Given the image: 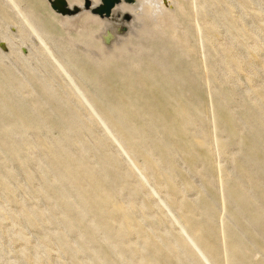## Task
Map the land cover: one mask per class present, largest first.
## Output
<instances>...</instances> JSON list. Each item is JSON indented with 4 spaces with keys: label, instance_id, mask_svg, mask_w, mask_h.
<instances>
[{
    "label": "rangeland",
    "instance_id": "obj_1",
    "mask_svg": "<svg viewBox=\"0 0 264 264\" xmlns=\"http://www.w3.org/2000/svg\"><path fill=\"white\" fill-rule=\"evenodd\" d=\"M174 2H175V4L173 5V9H170V8L165 9L160 14V16L155 15L156 12H154V11L145 9L143 11V13L141 14L140 18L138 17L135 20L136 21L135 23H137V24L134 25V29H135L134 35L129 34L128 37L126 36L125 38H123L122 41H120L121 45L119 47H115V49L113 48L111 50H108L106 48V46L102 44L101 39L98 36L97 24H92L90 22H89V24H87L88 21H86V15H87L86 12L82 13L80 15V17H79L80 19L77 18L76 23L78 25H76V23L74 21L73 27H72V25H70L68 27V26L62 25V21L60 19H57V18L50 16L48 11H46L42 7H40V10L38 11L37 24L40 28V32H43L42 34L44 35L46 42L45 43L34 42L35 40H33L31 38V36L25 35V37H23V40L21 41V43H19V46H21V44H24L25 47H26V45H28V46H27V48H25V50L23 49L20 51L19 55H21V57L18 56L19 57L18 58V57L12 56L7 61H1V63H0V74L4 78L3 81H5V80L7 81L8 78H10L12 81V84L6 83V81L3 83V81L1 80L3 78L0 76V80H1L0 81V87H1L0 88V99H2V100H0V106L4 108V110H2V111H6L7 115H8L7 116L6 114H1L2 111L0 108V116L1 117L3 116L2 117L3 120L1 118H0V120H2L3 123L6 121L7 122L6 125H9L11 127L15 126L14 128H16V129L18 127H20L18 130H20V131L22 130V132H24L22 134L23 138H24L26 144L27 143L30 144V146L27 145V148L35 152L36 160L37 159L39 160V158L41 156L42 157L40 158V160L45 161V159L47 158L48 164H50V166L53 165V167L51 166V168L57 169L56 167L60 168L62 166L63 161H64V159H62V158H64L65 155L63 156V154L61 153L63 156L62 158H60V161L62 160L61 163H60L59 158H58L61 156L59 155L57 157L54 155L55 151L57 154L58 149H56L54 152H52V154H53L52 156H49L50 152L47 150L46 145L51 144V142L53 141V137H51L53 134H55L56 136L59 134L56 131L52 132L51 130H53V129L51 127H55L54 124H56V127H57V125L60 127V124H58V122L60 123L59 120H62L63 117L66 118L67 116L73 115V114L77 113L78 111L81 113L78 112L77 114H80L81 116L80 115L79 116L82 118L85 114H88L87 118L89 117V119L91 121L89 119H87L85 116H84V118L87 119L86 122H88L89 124L91 123L90 127L88 126L89 125L88 123L86 124V122H84L86 124V126L84 123H83L84 126L80 125V133H79V137L77 138V142H78V144L76 146L77 148H72L73 149L72 154L76 155L77 153H79L81 150V147L93 148L95 150L94 151L95 157H94V155L92 156V159H90L92 161L91 163H94V165H96L98 162H100L99 158H100V160L106 158L105 162L109 166L108 172H109V176L111 178V182L107 183V182L103 181L102 179H100V177L98 176L97 170L91 166H89V167H91L92 170H90V168H88L87 166H84V167L82 166L81 168H77L76 163H74V161H72V163H71L72 159L66 160V158H65L66 166H65V168L61 167V169L62 170L66 169V171L73 170L74 172H76L75 171L76 169L80 171L83 168L84 170L82 169L80 172L77 171L78 173H80L79 176H77L78 180L75 179V177H74V176H76L77 172L74 173L72 171V175H73L72 181H74L73 182L74 184H77V183H75L76 181L78 183L80 182L79 184L81 185L80 186L81 192L83 193L84 190L86 189L85 192L83 193L84 195H86L88 193L91 194L90 191H92V193H94V195L96 194L94 196V199H97V200L100 199L102 201L104 198V200L107 201L106 203H108L107 204L108 208L112 207V210H110V211L114 212V211H117V209L119 208L118 209L119 211H117L116 214H115V212L114 213L113 212L108 213L109 214L108 219H109L110 226L112 228H115L121 224L124 225L125 221H126L127 224L130 225L134 231H137V232L139 231L141 234H144L145 237L140 238L141 240H137V241H139L138 244H143V243H145V241H148V240H149V242H151V240H152L151 238L153 237V231H152L154 228L153 225L155 224V222H158L161 220L164 224V225L162 224L163 228H165V229L168 228V230H169L170 226H171V229L169 231L172 232V234L175 235V237L183 240L184 243H185L184 240L188 239V241H186V242L189 243V238L185 234L186 232H184L182 227H180L179 224H177V220L179 219V217H183L182 215L186 214V213H184V211L187 212L188 206L181 210V208H179L177 206L175 207V205L182 207L183 205L181 204L180 201H182V199L184 197H185V199H183V202L184 201L186 202V200L187 201L188 200H195L194 198H196L199 201V203H204V201L206 199H208V197H210V198H212L211 202H212V205L215 206L214 209H215V212L217 211V214H215L212 222L209 223V225H208L214 229L211 233L212 237L209 238L208 240L204 239V242L206 243V241H207L209 245L214 244V246H215L214 252H217V254L214 253L215 254L214 255V254H212V252H210L211 253V255H210L211 259L210 258H208L210 260L203 259L202 260L203 262L201 261V264H212V262H213V264H231V262H229L228 259L226 260V253L228 252V250L230 248L229 247V240H228V236H227V229L228 228L226 225V217H227V213L229 211V205H228L227 199H228L229 192H230V187L228 186V184H226L227 180H228L229 172H227L225 170V167H226L225 162H226V158H228V157L225 158L223 156H220V149H221L220 146H222L221 143L226 138V135H227L226 130L229 127H228V123L226 124L223 121V114H225V110L222 107L223 103L221 100L226 99L229 94L233 93L232 90L236 86H238L236 88H238L239 91H238V89L236 90L234 98H236L235 102L237 103L236 113L239 114V116H240L241 115L240 113H242V111H244V109L248 105V101H249V99L246 98L247 93L245 94L244 91L245 92L253 91L257 87L256 91L257 90H261V91L253 92V94L255 93L254 97H257L258 100H262V101H260L261 102L260 104L264 105V99H263L264 98V92H263L264 91V67H263L264 66V64H263L264 60L262 61V59H264V54H263L264 53V51H263L264 45H262V42L258 38L259 35L264 36V14L258 13V8L253 3L252 0H248V2L250 4H248L247 0H174ZM259 2L262 4V7H263L264 6V0H259ZM215 3H216V6H215ZM213 4H214V6H213ZM212 6L215 7V10ZM235 6H237V7H235ZM241 6H243V7H241ZM242 8H243V10H242ZM219 13H221V14H219ZM83 15H85V16H83ZM258 15H260V16H258ZM214 18H216V19L214 20ZM233 19H235V20H233ZM84 21H86L87 23ZM215 21H217V22H215ZM233 21H234V23L232 24L231 22H233ZM251 21H252V24H251ZM211 23H213V24H211ZM82 24H84V25L80 26ZM88 25H90L91 27L89 28ZM252 25H253V27H252ZM9 27H11V26L1 24L0 29L4 30L5 32H8V33H13V30ZM251 27L254 30H252ZM227 29H229V31L231 30V32L229 33V31ZM215 30H216V34H215ZM240 30L242 33L240 32ZM16 32H15V34L19 35V32L18 31H16ZM245 32H247L246 35H245ZM226 33L227 34L229 33V37ZM217 35H220V36H217ZM224 35H226V36L224 37ZM238 36L241 39H238ZM242 36H244V37L242 38ZM47 37H48V39H46ZM53 37H55L54 38L55 40L53 39ZM83 37L86 39L85 41H84ZM221 37L222 38L224 37V38L222 39ZM230 37H232V38H230ZM256 38L260 42H257ZM227 40H229V41H227ZM53 41H55V43L57 41V43L55 44ZM80 41H82V42H80ZM221 41H223V42L221 43ZM234 42H236V44H233ZM229 43H230V45H229ZM52 44H54V45H52ZM240 44H241V46H237ZM251 45H252V47H251ZM55 46H56V48H55ZM243 46L246 48L244 49ZM248 46H250V47H248ZM257 48L259 50H261V52ZM243 49H244V51H243ZM58 52L60 54H58ZM108 52H110V53H108ZM61 53H63L62 55H64V56L68 54L65 57L66 59H63L64 56H62ZM239 53H241V54H239ZM26 54H28V55H26ZM245 55L250 56V57L246 58L247 56H245ZM259 56H260V58H259ZM69 57L72 58V60L71 59L69 60ZM219 57H221L222 59H220ZM61 58L65 63H69V65H66V66L68 67L67 69L70 71L69 72L71 74L70 76L72 77L73 82H75V83L69 81V77L68 76L66 77L65 76L66 73H64L63 71H62V73H60V70H59L60 67L57 66L56 63H57V60L59 59L58 60L59 63L62 64L63 61L60 60ZM73 58H74V61H73ZM213 58H215L217 60H215ZM251 58L253 59V61L251 60ZM247 59H250V61ZM259 59H261V60H259ZM65 60H67V62ZM245 60L249 61L252 66L250 65V63L248 64V62ZM68 61H70V62H68ZM76 61L78 62V65L75 66V63L77 64ZM218 61H220V62H218ZM228 62H230V64ZM252 62H254L256 64H253ZM244 64H245L246 68L248 67L247 69L244 67ZM45 65H46V67H45ZM253 66H255V69L253 68ZM221 67H222V69H221ZM228 67H230L232 69V71H230L231 69H229ZM72 69H74V70H72ZM220 69H221V71H220ZM248 70H251V71L248 72ZM40 71H41V73H40ZM82 71H84V72H82ZM258 71L261 73H258ZM35 72L38 73V75H36ZM42 72H43V74H42ZM41 74L44 76L50 75L51 77H57L58 76L57 77L58 80L60 79V81L62 82L65 89L62 90L61 88H58V89H56L55 92L52 91V94H51V91H48L47 88L41 87L40 81L37 78H35V77H39ZM59 74H60V76H59ZM230 74L233 75L234 84H232L233 82L232 83L227 82V77ZM8 75L11 77H8ZM26 75H27V77H26ZM79 75L80 76L82 75V76L80 77ZM236 75L238 76V78ZM251 76L253 78H251ZM262 76H263V78H261ZM83 77H85L86 79ZM87 79H88L89 84L87 83V85H85L87 82ZM20 80H22L24 83H27L28 85H26V87H25V85L21 84ZM239 81L242 83H240ZM223 82H226V83L223 84ZM227 83L230 86V88L228 87ZM236 83H237V85H236ZM251 83H253V85ZM68 84L70 85V87ZM94 84H95V87H98L97 89L94 88ZM21 85H22L23 89H22ZM220 85L221 86L223 85L222 88L220 87ZM226 85H227V87H226ZM254 85L256 87H254ZM17 87H18V89H16ZM77 88H79V89L83 88L82 89V93H83L82 95L83 96L79 95ZM92 88H94L95 91ZM100 89H101V92L99 91ZM3 90L6 92L5 94H4ZM39 90L41 91V93ZM91 90L94 91V93L96 92V94H94ZM240 90H241V92H240ZM69 91H70V93H69ZM73 91H74V93H73ZM90 91L93 94H91ZM7 92H8V94H7ZM219 92L221 93V95L219 94ZM9 93L11 94V96L14 97V99H13V97L10 96ZM14 93H16V94L14 95ZM102 93H103V95H102ZM241 93H242V95H241ZM6 94H7V96H6ZM22 94H24V95H22ZM70 94H71L72 98H70V96H69ZM165 94H167V96ZM222 94H224L225 98ZM2 95L7 97V99ZM65 95H67V96H65ZM95 95H97V98ZM180 95L183 97H181ZM219 96H222V97H219ZM242 96H244V97H242ZM260 96H261V98H260ZM75 97H78L79 99H81V101L79 102V99L78 98L75 99ZM107 97H109L112 102ZM136 97H138L137 100H136ZM141 97H142V100H139L141 102H138V105H137V103H135V102H137L138 99H141ZM44 98H45V100H44ZM243 98H245V99H243ZM49 99L50 100L52 99V100L50 101ZM128 99H129V101H128ZM152 99H154V100H152ZM5 100H7V101H5ZM16 100L18 102H16ZM27 100H28V103L26 102ZM75 100H77V103ZM126 100H127V102H126ZM134 100H135V102H134ZM238 100H239V102H238ZM9 102L10 103L14 102L13 103L14 106H13V104H10ZM78 102H79V104H78ZM129 102H130V104H128ZM152 102L154 104H152ZM240 102H242V103H240ZM35 103H37V105ZM69 103L71 104V106L74 109L72 107H70L71 109L68 107V105H70ZM43 104H44V106H43ZM16 105H17V107H16ZM33 105H34V107H32ZM52 105H54V108L51 107ZM143 105H145V106H143ZM151 105H152V107H151ZM11 106H13V107H11ZM24 106H26V107H24ZM80 106H82V107L80 108ZM116 106L118 107V109ZM146 106H148L149 108H147ZM155 106H157V107H155ZM55 107H56V109H55ZM106 107H107V109L110 108L109 111L106 109ZM113 107L114 108L116 107V109H114ZM150 107H151V109H150ZM14 108L15 109L17 108V109L15 110ZM33 108L36 110L34 111ZM52 108H53V110L51 112L50 110ZM112 108H113V110H112ZM152 108L154 111L152 110ZM159 108H161V109L163 108V109L162 110L160 109V111H159ZM46 109L47 110L49 109V110L46 111ZM64 109H67V110L64 111ZM120 109H121V113L116 111V110H120ZM10 110L11 111L13 110L12 114L8 112ZM21 110L23 112H25L24 114H26V115L22 114L23 112H21V115H20ZM25 110H27L28 112L26 113ZM42 110L44 111V113ZM58 110L63 114H61L60 112H57ZM76 110H78V111H76ZM146 110L148 111V113ZM47 112H49V113H47ZM85 112H87V113H85ZM151 112H152V114H151ZM38 113H39V115H42V118L44 117L46 119L45 122L48 123V125H49V126L43 127L46 130V132H44L45 131L44 129H43L44 131H41V129L35 130V128H34L36 126V124L33 121V119L37 118ZM46 113L48 115L49 114L50 115L48 116ZM113 113H114V116H113ZM145 113H146V115H145ZM160 113H163V115L161 114L162 116L160 115L161 117H163V119L161 117L159 119L157 118V117H159L158 114H160ZM29 114H31V116ZM44 114H45V116H44ZM60 114H61V117H60ZM65 114H67V115H65ZM22 115L25 117H21ZM56 115L57 116L59 115V116L56 117ZM123 115H124V117H123ZM4 116H5V118H4ZM27 116H28V118H26ZM90 116H93L92 119L90 118ZM135 116H137V117H135ZM116 117H117V119L114 120V118H116ZM141 117L143 118L142 121H141ZM17 118L19 120H17ZM47 118L53 119V120L48 119V121H47ZM58 118H61V119H58ZM119 118L124 121V122L122 121L124 124L121 122V120H119ZM106 119H108L109 121L111 120L110 121V123L112 122L111 126L106 125V122L108 121ZM24 120L27 122H25ZM105 120H106V122H105ZM129 120L130 121L133 120V121L130 122ZM22 121H24V122L22 123ZM29 121H31L30 122L31 124L28 123ZM159 121L161 122V124ZM197 121H199V123H201V124H199ZM53 122H55V123L53 124ZM155 122H157V123H155ZM164 122H166L167 125H165L166 123H164ZM27 123H28V125L25 126V124H27ZM119 123H120V125H119ZM121 123L123 124V127H122ZM144 123L147 126H145ZM19 124L22 126V129H21V126H19ZM23 124H24V126H23ZM151 124H152V127H154V124H155V128H153L154 130L152 129ZM124 125H125V127H124ZM126 125H128L129 127ZM194 125H195V127L192 128V126H194ZM132 126H134L135 131L133 130L134 128ZM139 126H141V127H139ZM196 126H197V128H196ZM26 127L30 128V129L33 128L31 130L32 132H30V130H29V132L23 131V129H25ZM202 127L204 129H202ZM90 128L92 129V131L90 130ZM124 128H125V131L127 130L129 132V134L131 133L130 131H132V133L130 135L126 134V133H128L127 131H126V133H125V131L122 133V130H124ZM138 128L141 129V131H142L141 133H139ZM148 128H149V130H148ZM150 128H151V130H150ZM114 129H116V130L114 131ZM143 129H146V130H143ZM82 130H84V131L82 132ZM152 130L155 131V133L156 132H158V133L155 134ZM48 131H50V132L48 133ZM58 131H60V130H58ZM50 133H51V136H50ZM28 134H30L29 140H27ZM46 134L49 135V138H47L48 136H45ZM141 134L144 137H142ZM96 135H98L99 137L101 136L100 141H99V137ZM124 135L125 136L127 135L126 136V138H128L127 140H125L126 138L123 137ZM24 136H26V137H24ZM128 136H130V137H128ZM135 136L141 137L142 140H144L145 137L150 140V142H149L148 139H145L144 142L146 143V141H147V144H149V146H152V144H153V146H154V147L152 146V150L154 153L153 155L155 157L157 156L158 163L160 164L159 165L160 167H158V168L153 167L148 172H145L147 175L144 174V171L142 173V171H140V169H139L140 167H142V164L145 163L144 159L147 160L145 158V155H143L144 153L142 152L143 146L139 145L142 148L138 149V146H137L138 144L137 145L134 144L135 145V147H134L133 142H130V141H132L131 138L132 137L134 138ZM160 138H162L163 140ZM200 138L203 141V142H201V144H199L197 142V140L198 139L200 140ZM49 139H51V140H49ZM48 140H49V143H48ZM96 140H97V142H96ZM123 140L126 141V145L123 144V143H125ZM94 141L96 143H94ZM206 141H209V142H206ZM45 142H47V143L45 144ZM105 142L108 145H106ZM153 142H155V143H153ZM158 142H159V144H158ZM97 143H99L98 144L99 146L96 145ZM165 143H167V144H165ZM189 144H190V146H189ZM40 145H41V147H40ZM42 145L43 146L45 145V146L43 147ZM123 145H125V147ZM167 145H168V147H167ZM3 146H4V143L1 146L2 148L0 147L1 153H2V158L5 157L6 159H8L9 157H6V156L10 155V158L8 160L11 161L12 168L14 169V167L16 166L15 167V171H16L15 175L12 177H9V178H11L10 179L11 181L8 178V182H9L8 189H9V187L11 188V186H12V188H14L13 189L14 192L12 190L7 192L8 189L6 191L4 190V192H5L4 197L7 196L4 198L5 199L4 201L8 200V204L10 206L11 205L13 206L15 204L13 206L14 209H17V208H19V209L20 208L32 209V207L34 208V207H37V205H38V206H41L42 208L44 207L43 209L46 208L49 211H51L50 206L48 204V201H45L46 199H42V198H44V196H45V198H47L46 194H45V192H46L45 190H47V187H48L49 191L56 192V191H58V186H56L52 183H49V181L46 182V178H44L42 176V173H41V171H39L40 169H38L35 161L30 163V164L28 163L27 165L22 164V162H24V159L26 157V153L24 150L23 151L20 150V151H22V152H20L17 149L16 152L15 151L13 152V150L9 149V151H11V153H12L11 154L10 152L7 151L8 150V144L6 145L7 149ZM38 146H39V148H38ZM127 146L128 147L133 146V150H134L133 154L132 153L130 154L128 152L129 148ZM3 148L6 150L4 151ZM44 148H46L45 151H44ZM185 148H186V150H185ZM99 149H100V151H99ZM109 150L112 153H110ZM171 150H172V152H171ZM231 150L233 151V149H230L228 152H230ZM18 151L21 154L23 153L22 156ZM4 152H5V154H4ZM40 152L43 154H41ZM59 152H60V150H59ZM156 152H157V154H156ZM204 152L206 154H204ZM103 153H104V155H103ZM194 153H195V155H194ZM17 154H20V155H17ZM113 154L115 155V157ZM140 154H142V157L144 156V158H142L140 156ZM12 155H13V157L19 158L18 159L19 161L16 158H14V160H17V162L14 161L12 159L13 157L11 158ZM116 155L118 156V158ZM192 155H193V158H189V156L191 157ZM200 156L203 158H201ZM49 157H52V158H49ZM93 157H94V159H93ZM21 158H23V160ZM43 158H45V159H43ZM164 159L166 160V164L164 163L165 162ZM118 160H120L119 163L117 162ZM188 160L189 161L193 160L196 165H194L193 161H190L191 163H189ZM197 160H198V162H196ZM20 161H22L21 164L24 166L23 169H22L21 165L17 166L18 163L20 164ZM67 161H70L69 164L67 163ZM109 161H112V163ZM50 162L51 163L53 162V163L51 164ZM58 162L60 164H58ZM113 162H116V163H113ZM162 162H163V164H162ZM192 162H193V164H192ZM91 163L89 162L90 165H91ZM169 163H170V165H169ZM54 164L55 165L57 164L58 166L56 165L54 167ZM71 164H73V165H71ZM113 164H115L114 167H112ZM167 164L170 166L169 168L174 172L173 177H174L175 182H177V184L179 186H181V190L183 189L184 191L182 190V192L181 191L175 192L174 189L168 187L167 188L168 193H167L165 190L163 191L161 189V187L159 186V183L163 181V178H162V175H163L162 173L164 171L163 166L167 167L168 166ZM191 164L195 167V170H199V169L201 170L202 168L204 169L205 166H206L205 169L208 168L207 172L199 173L200 172V170H199V172H198L199 174H197L195 176V182H193L194 180L192 179L191 175H189V173L187 172V167H189V166L192 167ZM67 165L69 167H67ZM182 166H183V168H182ZM201 166H203V167L201 168ZM117 169H118V171H117ZM27 170H29V171L27 172ZM86 170H87L88 174H90L89 172H92V173L94 172V173L93 174L91 173L89 176H87L88 174L86 175V173H87ZM111 170H113L112 171L113 173L111 172ZM154 170H155V175L153 174ZM4 171H5L4 168L0 170V172L3 175H6V174H4ZM234 171L235 172L233 173L234 174L233 176H235V177L238 176V174H239L238 168H236ZM26 173L30 174V176L33 174L32 178ZM78 173H77V175H78ZM121 174L123 176L127 177L128 180L125 177H123ZM26 175L28 177L27 180H26V178H27ZM81 175H83L84 178L88 177L89 180L88 179L84 180L83 176H81ZM93 175H95V176L97 175V176L95 177ZM151 175H153V178ZM199 175H200V177H199ZM154 176H156V177H154ZM92 177L96 178L97 180L94 179V181H93ZM202 177H205L206 179L202 178ZM80 178H81V181L79 180ZM125 179L128 182H126ZM150 179H151V181H150ZM180 179H182L184 183L182 182V180L180 181ZM22 180H24L26 182H23ZM91 180L93 182H88ZM170 180H171V178H170ZM33 181H35L34 182L35 184H32ZM82 181H84V185L81 184ZM95 181H97L98 184L95 183ZM196 181H199L200 183L199 182L197 183ZM40 182H42L41 185L39 184ZM85 182H88V183H85ZM137 182H139L140 185L137 184ZM25 183L27 186L25 185ZM94 183L97 186V188H96V186L93 185ZM122 183L124 186L122 185ZM193 183H195V184H193ZM37 184H38V186H37ZM103 184L105 187H102ZM185 184L187 187L186 191H185L186 188H184L182 186ZM190 184H192V185H190ZM200 184L203 187L200 186ZM125 185H127V186H125ZM28 186L30 188H27ZM44 186L46 189H44ZM83 186H84V189H83ZM196 186H198V187L195 190L194 188ZM34 187L37 188L38 193L36 191V188H34ZM139 187H141V188H139ZM188 187L192 188L193 190L190 191ZM17 188H19V189H17ZM91 188H93V189H91ZM142 188H143V190H142ZM87 189H89L90 191L88 192ZM158 189H159V191H158ZM96 190H97V192H95ZM145 190H148L150 193L148 191H145ZM34 191H36V192H34ZM108 191H109V193H107ZM135 191L138 192L137 195L134 193ZM9 192H13V194L9 193ZM17 193H18V195H17ZM34 193H35V195H34ZM133 193L135 196L132 195ZM195 193H197V194H195ZM203 193H204V196H202ZM9 194L10 195L12 194L13 196L12 195L10 196ZM109 194H110V196H109ZM192 194L195 197H193ZM147 195H149V197ZM199 195H200V197H199ZM52 196L54 198V196H56V195L54 194ZM188 196H189V198H188ZM13 197H15V199H14L15 202L12 201ZM23 197H24V199H23ZM39 197H41L40 200H39ZM166 198H168L169 200ZM9 199H10V201H9ZM144 199H149V201H150V204H149L150 210H148V214H150V215H148V214L146 215V213L144 211L136 209V212H134V214L131 215L132 217H128L129 219L125 220L126 218H124V217H126L125 214L128 212V211H126V210H128V206H129L128 204H130V202L132 203L134 201L144 202V204H145V202H147V201ZM55 200H57L58 204L60 205V201H63V198L57 197V199H55ZM26 201L28 203H26ZM31 201H33V202H31ZM164 201H167V202H165L166 206L164 205ZM126 202H128V203L126 204ZM151 202H153V203H151ZM168 202L170 203V207L167 206ZM16 203H17V205H16ZM29 203H30V205H29ZM43 203H45V204H43ZM113 203H115V205ZM118 203L120 204V206L123 204L122 208L125 209L124 213H123V209L121 210V208L118 207L119 206ZM172 203H173V205H172ZM174 203H175V205H174ZM42 204L44 206H42ZM109 205H111V206H109ZM28 206L29 207L32 206V207L29 208ZM173 206L175 208H173ZM203 206L205 207L206 204H203ZM116 207H117V209H116ZM206 207H209V206H206ZM178 208H179V210H177ZM48 210H45V213H46L45 217L46 218H44L43 224L41 223V225H43V226H40V224H39L35 228H30L31 234H32V236H34L33 238L38 239V240L40 239V241L42 240L41 238H43V240H44L45 235L48 233V230L46 229V225L50 219L49 218V212H47ZM144 213H145V215H143ZM175 214H177V215L175 216ZM122 215H123V219L121 218ZM159 215L162 217L160 218ZM137 216H138V218H137ZM144 216H146V217H144ZM199 217H201V216L200 215L197 216L196 218L193 219V221L197 222L196 220H201L200 222H204L203 218L202 217L199 218ZM130 218H131V220H130ZM139 218H142V219H139ZM162 218H163V220H162ZM164 218L166 219V221L164 220ZM133 221L137 225L139 224V226H137L138 228L137 227L134 228L135 223ZM9 224H10V221H8L6 223V225H9ZM141 224H143V227L141 229V230H143V232H141V230H138L139 227L142 226ZM148 227L152 230H150ZM146 231H147V233H146ZM216 231H217V234H216ZM146 234H147V236H146ZM7 236L11 238L12 233L9 232L7 234ZM149 236H151V237H149ZM54 238L55 237H53V236L51 237V235L48 238L50 241L52 240L51 245H53L52 249L54 250L53 252L51 251V258L53 260H58L60 257V254H61V252H60L61 247H59L60 250L57 248L58 246H60V244L55 242ZM96 242H97V244L94 242L91 245V247L100 248L101 243L99 241H96ZM216 242H218L219 244ZM56 243L58 246L56 245ZM54 244H55V246H54ZM191 247H193L196 250L198 249V247H195L193 244H191ZM217 248H218V250L219 249L220 250L218 251ZM56 249H58L59 251ZM157 251L158 252L156 254H158V256L156 255V257L158 258L159 261L163 260V255H162L161 251H159L158 249H157ZM103 252L104 251L102 250V253ZM110 253L111 252H108L106 254H108L109 260L111 261V263L118 264L120 262V260L117 257V255L114 253L113 254L112 253L110 254ZM113 255H115V256H113ZM54 257H55V259H54ZM87 257H91L92 259L89 258V260L86 261V259H88ZM87 257H85L83 259L85 263L95 259V256H93V254H89ZM253 257H255L254 262H258L260 260V258L262 257V253L256 252ZM56 258H58V259H56ZM169 259H171V258H169Z\"/></svg>",
    "mask_w": 264,
    "mask_h": 264
},
{
    "label": "bare ground",
    "instance_id": "obj_2",
    "mask_svg": "<svg viewBox=\"0 0 264 264\" xmlns=\"http://www.w3.org/2000/svg\"><path fill=\"white\" fill-rule=\"evenodd\" d=\"M102 0H91V4H92V7L96 6V5H99L101 3ZM253 3L257 6L258 8V13L259 14H264V6L262 7V4L259 2V0H252ZM68 4L71 5L72 7H81V6H84L85 4V0H67ZM167 4H165L163 2V0H132L131 2H127L126 0H121L120 2H118L116 4V6L113 8V11H112V14L111 16L108 18V17H98V16H95L94 14H92L90 12V10H84V12L82 13H85L86 12V21H88V23L86 21L87 24L92 23V24H97V32H98V36L100 37L101 39V42L103 45L106 46V48L108 50H111V49H115V47H119L121 45L120 41L123 40V38H125L126 36L128 37L129 34H133L134 35V25H136L137 23H135L136 21V18H140L141 14L143 13V11L145 9H148V10H151V11H154L156 12L155 15L157 16H160V14L167 8H170V9H173V5L175 4L174 0H166ZM248 2V0H247ZM250 2V1H249ZM248 2V4H250ZM241 5V4H240ZM214 6V4H213ZM212 6V7H213ZM215 6H216V3H215ZM40 7H42L44 10L48 11V13L50 14V16L54 17V18H57V19H60L62 21V25L64 26H70L72 25L73 27V23L75 21V23L77 22V18L80 17V15L78 16H64V15H60L58 14L57 12H55L53 9H52V6L49 4V0H0V26L1 24H4V25H8V26H11L9 28H11L13 30V33H8V32H5L4 30H1L0 29V63L1 61H7L10 57H21V55H19L20 51L21 50H25V48H27L28 45H26V47L24 46V44H21V46H19V43H21V41L23 40V37H25V35H29L31 36V38L33 40H35L34 42H43L45 43L46 40H45V37L44 35L42 34L43 32H40V28L37 24V19H38V11L40 10ZM237 7V6H235ZM243 7V6H241ZM240 7V8H241ZM214 10H215V7H213ZM230 8V7H229ZM243 10V8H242ZM213 11V10H212ZM220 12V11H219ZM233 12V11H232ZM81 13V14H82ZM221 14V13H219ZM85 16V15H83ZM260 16V15H258ZM219 18V17H218ZM40 19V18H39ZM80 19V18H79ZM216 18H214L215 20ZM41 20V19H40ZM235 20V19H233ZM217 22V21H215ZM220 22V21H219ZM232 24L234 23L231 22ZM213 24V23H211ZM217 24V23H216ZM215 24V25H216ZM251 24H252V21H251ZM75 25V24H74ZM76 25H78L76 23ZM75 25V26H76ZM84 24L80 25V26H83ZM89 28L91 27L90 25H88ZM214 26V25H213ZM228 26V25H227ZM231 26V25H230ZM77 27V26H76ZM87 27V26H86ZM250 27V26H249ZM253 27V25H252ZM251 27V28H252ZM75 28V27H74ZM88 28V29H89ZM255 28V27H254ZM10 29V30H11ZM244 29V28H243ZM242 29V30H243ZM229 31V29H227ZM252 30H254L252 28ZM251 30V31H252ZM18 31L19 32V35L15 34V32ZM246 31V30H245ZM250 31V32H251ZM231 32V30L229 31V33ZM236 32V31H235ZM239 32V31H238ZM241 32V30H240ZM17 33V32H16ZM229 33L227 34L228 37H229ZM242 33V32H241ZM240 33V34H241ZM252 33V32H251ZM215 34H216V30H215ZM225 34V33H224ZM236 34V33H235ZM247 34V32H245V35ZM249 34V33H248ZM223 35V34H222ZM237 35V34H236ZM244 35V34H243ZM244 35V36H245ZM250 35V34H249ZM248 35V36H249ZM258 35V34H257ZM55 36V35H54ZM217 36H220V35H217ZM216 36V37H217ZM226 35H224L225 37ZM234 36V35H233ZM232 36V37H233ZM242 36V38L244 37ZM85 37V36H84ZM83 37V38H84ZM130 37V36H129ZM223 37V38H224ZM230 37V38H232ZM55 37H53L54 39ZM222 38V37H221ZM222 38V39H223ZM227 38V37H226ZM229 38V39H230ZM248 38V37H247ZM259 40L262 42V45H264V36H260L259 35ZM48 39V37L46 38ZM59 39V38H58ZM219 39V38H218ZM217 39V40H218ZM221 39V40H222ZM228 39V38H227ZM238 39H241L239 36H238ZM52 40V39H51ZM55 40V39H54ZM86 39L84 38V41ZM232 40V39H231ZM234 40V39H233ZM257 40V38H256ZM50 41V40H49ZM58 41V40H57ZM56 41V43H57ZM79 41V40H78ZM77 41V42H78ZM128 41V40H127ZM229 41V40H227ZM257 40V42H260ZM55 43V41H53ZM52 42V43H53ZM82 42V41H80ZM223 41H221L222 43ZM1 43H3V45H5L6 47V50H4L2 47H1ZM55 43V44H56ZM225 43V42H224ZM231 43V42H230ZM229 43V45H230ZM63 44V43H62ZM227 44V43H226ZM225 44V45H226ZM233 44H236V42H234ZM259 44V43H258ZM54 45V44H52ZM224 45V46H225ZM243 45V44H242ZM254 45V44H253ZM237 46H241L240 45H237ZM259 46V45H258ZM244 47V46H243ZM242 47V48H243ZM250 47V46H248ZM252 47V45H251ZM255 47V46H254ZM56 48V46H55ZM246 47H244L245 49ZM262 48V47H261ZM214 49V48H213ZM243 49V51H244ZM249 49V48H248ZM247 49V50H248ZM256 49V48H255ZM254 49V50H255ZM258 49V48H257ZM263 49V48H262ZM242 50V49H241ZM259 50V49H258ZM257 50V51H258ZM59 51V50H58ZM242 51V52H243ZM252 51V50H251ZM256 51V50H255ZM261 52V50H259ZM264 51V50H263ZM24 52V51H23ZM234 52V51H233ZM248 52V51H247ZM246 52V53H247ZM254 52V51H253ZM67 53V52H66ZM110 53V52H108ZM238 53V52H237ZM58 54H60L58 52ZM63 53H61L62 55ZM218 54V53H217ZM241 54V53H239ZM256 54V53H255ZM264 54V53H263ZM28 55V54H26ZM68 55V54H67ZM67 55H62L64 56L63 59H66L65 57ZM215 55V54H214ZM234 55V54H233ZM254 55V54H253ZM25 56V55H24ZM51 56V55H50ZM70 56V55H69ZM219 56V55H218ZM247 56V55H245ZM18 57V58H19ZM241 57V56H240ZM250 56H247L246 58H248ZM60 58V57H59ZM62 58L60 60H62ZM68 58V57H67ZM220 59H222L221 57H219ZM260 58V56H259ZM72 60V58L69 57V60ZM215 59V58H213ZM262 59V58H261ZM259 59V60H261ZM59 60V59H58ZM57 60V63L56 65L60 67V73H62V71L65 74V76L69 77V81L73 82V79L72 77L70 76L71 74L69 73L70 71L67 69L68 67L66 65H69V63H65L63 60L62 64L59 63V61ZM217 60V59H215ZM250 61V59H247ZM245 60V61H247ZM251 60L253 61V59L251 58ZM264 59H262L263 61ZM67 62V60H65ZM73 61H74V58H73ZM249 61L248 64L250 63ZM261 61V62H262ZM70 62V61H68ZM77 62V61H76ZM220 62V61H218ZM224 62V61H223ZM44 63V62H43ZM230 64V62H228ZM242 63V62H241ZM240 63V64H241ZM245 63V62H244ZM253 64H256L254 62H252ZM45 64V63H44ZM215 64V63H214ZM243 64V63H242ZM264 64V63H263ZM78 65V62L77 64L75 63V66ZM232 65V64H231ZM251 65V63H250ZM249 65V66H250ZM262 65V64H261ZM84 66V65H83ZM219 66V65H218ZM252 66V65H251ZM46 67V65H45ZM82 67V66H81ZM244 67H245V64H244ZM264 67V66H263ZM55 68V67H54ZM77 68V67H76ZM84 68V67H83ZM229 69H231L230 67H228ZM246 68V67H245ZM248 68V67H247ZM246 68V69H247ZM253 68L255 69V66H253ZM252 68V69H253ZM257 68V67H256ZM56 69V68H55ZM58 69V68H57ZM79 69V68H78ZM222 69V67H221ZM220 69V71H221ZM228 69V70H229ZM74 70V69H72ZM80 70V69H79ZM259 70V69H258ZM27 71V70H26ZM37 71V70H36ZM76 71V70H75ZM74 71V72H75ZM232 71V69L230 70ZM246 71V70H245ZM251 71V70H248V72ZM52 72V71H51ZM72 72V71H71ZM77 72V71H76ZM75 72V73H76ZM84 72V71H82ZM36 73V72H35ZM41 73V71H40ZM80 73V72H79ZM233 73V72H232ZM258 73H261L258 71ZM43 74V72H42ZM41 74V75H42ZM50 74V73H49ZM52 74V73H51ZM7 75V74H6ZM36 75H38V73H36ZM39 76V77H35L37 78L39 81H40V84H41V87H44V88H47L48 91H51V94H52V91L55 92L56 89L58 88H61L62 90L65 89V87L63 86L62 82L60 81V79L58 80V76L57 77H51L50 75L48 76ZM254 75V74H253ZM0 76L2 77V75L0 74ZM60 76V74H59ZM80 76V75H79ZM82 76V75H81ZM80 76V77H81ZM226 76V75H225ZM237 76V75H236ZM8 77H11L8 75ZM15 77V76H14ZM27 77V75H26ZM219 77V76H218ZM256 77V76H255ZM3 78V77H2ZM13 78V77H12ZM32 78V77H31ZM76 78V77H75ZM85 78V77H83ZM224 78V77H223ZM238 78V76H237ZM251 78H253L251 76ZM263 78V76L261 77ZM86 79V78H85ZM226 79V78H225ZM2 81L4 80L1 79ZM0 80V81H1ZM13 80V79H12ZM84 80V79H83ZM91 80V79H90ZM239 80V79H238ZM251 80V79H250ZM6 81V80H5ZM3 81V83L5 82ZM15 81V80H14ZM21 81V84L25 85H28L27 83H24L22 80ZM19 81V82H20ZM92 81V80H91ZM225 81V80H224ZM180 82V81H179ZM227 82H230L232 83L233 82V75L230 74L228 75L227 77ZM240 82V81H239ZM6 83H10L12 84V81L10 78L7 79ZM30 83V82H29ZM32 83V82H31ZM75 83V82H73ZM87 83L89 84L88 82V79H87V82L85 85H87ZM97 83V82H96ZM95 83V84H96ZM226 83V82H223V84ZM242 83V82H240ZM67 84V83H66ZM92 84V83H91ZM95 84H94V88H98V87H95ZM183 84V83H182ZM234 84V82L232 83ZM253 85V83H251ZM19 85V84H18ZM69 85V84H68ZM77 85V84H76ZM228 85V83H227ZM226 85V87H227ZM237 85V83H236ZM235 85V86H236ZM241 85V84H240ZM245 85V84H244ZM36 86V85H35ZM80 86V85H79ZM223 86V85H222ZM222 86L220 85V87L222 88ZM19 87V86H18ZM18 87L16 89H18ZM22 87V85H21ZM32 87V86H31ZM30 87V88H31ZM70 87V85H69ZM68 87V88H69ZM82 87V86H81ZM228 87L230 88V86L228 85ZM238 87V86H236ZM234 88L232 91L233 93L229 94L228 97L224 100H221L222 101V107L224 108L225 110V114H223V121L227 124L228 123V129L226 130V138L222 141V146L221 149H220V156H223V157H228L226 158V167H225V170L227 172H229V176H228V180H227V183L228 186L230 187V192H229V196H228V199H227V202H228V205H229V211L227 213V217H226V225H227V236H228V240H229V250L228 252L226 253V260L228 259L229 262H231V264H264V105L260 104L262 100H258L257 97H254V94L253 92L256 91V86L254 85L255 90L253 91H247L245 92L244 90V93L246 94V98L249 99L248 101V105L246 106V108L244 109V111H242V113H240L241 115L239 116V114L236 113V108H237V103L235 102V92L238 88ZM242 87V86H241ZM1 88V87H0ZM20 88V87H19ZM34 88V87H33ZM92 88V89H94ZM247 88V87H246ZM253 88V87H252ZM251 88V89H252ZM3 89V88H2ZM23 89V87H22ZM32 89V88H31ZM36 89V88H35ZM40 89V88H39ZM70 89V88H69ZM81 89V88H80ZM79 88H77L78 92H79V95L81 96L83 93H82V89L80 90ZM232 89V88H231ZM254 89V88H253ZM38 90V89H37ZM73 90V89H72ZM225 90V89H224ZM4 91V90H3ZM12 91V90H11ZM20 91V90H19ZM24 91V90H23ZM40 91V90H39ZM38 91V92H39ZM85 91V90H84ZM92 91V90H91ZM90 91V92H91ZM95 91V89H94ZM94 91H92L94 93ZM101 92V89L99 90ZM181 91V90H180ZM221 91V90H220ZM230 91V90H229ZM239 91V89H238ZM257 91H261V90H257ZM256 91V92H257ZM263 91V90H262ZM60 92V91H59ZM91 92V94H93ZM167 92V91H166ZM165 92V93H166ZM222 92V91H221ZM228 92V91H227ZM241 92V90H240ZM264 92V91H263ZM6 92L4 91V94ZM18 93V92H17ZM41 93V91H40ZM70 93V91H69ZM74 93V91H73ZM223 93V92H222ZM238 93V92H237ZM8 94V92H7ZM6 94V96H7ZM10 94V93H9ZM16 93H14L15 95ZM62 94V93H61ZM72 94V93H71ZM71 94L69 95L70 98L71 97ZM96 94V92L94 93ZM219 94L221 95V93L219 92ZM261 94V93H260ZM13 95V94H12ZM24 95V94H22ZM76 95V94H75ZM103 95V93H102ZM167 96V94H165ZM224 96V94H222ZM242 95V93H241ZM262 95V94H261ZM4 96V95H2ZM11 96V94H10ZM29 96V95H28ZM41 96V95H40ZM60 96V95H59ZM67 96V95H65ZM83 96V95H82ZM94 96V95H93ZM96 98H97V95H95ZM112 96V95H111ZM181 96V95H180ZM238 96V95H237ZM5 97V96H4ZM9 97V96H8ZM13 97V96H11ZM10 97V98H11ZM19 97V96H18ZM30 97V96H29ZM28 97V98H29ZM128 97V96H127ZM130 97V96H129ZM135 97V96H134ZM183 97V96H181ZM219 97H222V96H219ZM240 97V96H239ZM244 97V96H242ZM7 99V97H5ZM20 98V97H19ZM47 98V97H46ZM78 98V97H75V99ZM83 98V97H82ZM109 100L110 98L107 97ZM126 98V97H125ZM132 98V97H131ZM138 97H136V100H137ZM146 98V97H145ZM225 98V96H224ZM241 98V97H240ZM261 98V96H260ZM259 98V99H260ZM14 99V97H13ZM17 99V98H16ZM24 99V98H23ZM48 99V98H47ZM79 99V98H78ZM94 99V98H93ZM181 99V98H180ZM245 99V98H243ZM264 99V98H263ZM2 100V99H0ZM45 100V98H44ZM50 100V99H49ZM52 100V99H51ZM50 100V101H51ZM88 100V99H87ZM96 100V99H95ZM139 100H142V97L141 99H138L137 102H134L137 103L138 105V102H141ZM149 100V99H148ZM154 100V99H152ZM151 100V101H152ZM240 100V99H239ZM238 100V102H239ZM247 100V99H246ZM7 101V100H5ZM76 103H77V100H75ZM74 101V102H75ZM81 101V99H79V102ZM111 101V100H110ZM129 101V99H128ZM133 101V100H132ZM131 101V102H132ZM147 101V100H146ZM150 101V102H151ZM158 101V100H157ZM244 101V100H243ZM242 101V102H243ZM16 102H18L16 100ZM22 102V101H21ZM20 102V103H21ZM28 103V100L26 101ZM78 102V104H79ZM112 102V101H111ZM127 102V100H126ZM133 102V103H134ZM240 102V103H242ZM2 103V102H1ZM4 103V102H3ZM8 103V102H7ZM10 103V102H9ZM14 102L10 103V104H13ZM25 103V102H24ZM49 103V102H48ZM160 103V102H159ZM246 103V102H245ZM16 104V103H15ZM37 105V103H35ZM47 104V103H46ZM51 104V103H50ZM70 104V103H69ZM73 104V103H72ZM130 104V102L128 103ZM145 104V103H144ZM151 104V103H150ZM152 104H154L152 102ZM157 104V103H156ZM239 104V103H238ZM42 105V104H41ZM55 105V104H54ZM54 105H52L51 107L54 108ZM66 105V104H65ZM68 105V104H67ZM74 105V104H73ZM113 105V104H112ZM136 105V104H135ZM147 105V104H146ZM14 106V104H13ZM11 106V107H13ZM44 106V104H43ZM127 106V105H126ZM145 106V105H143ZM162 106V105H161ZM242 106V105H241ZM263 106V107H262ZM6 107V106H5ZM17 107V105H16ZM26 107V106H24ZM34 107V105L32 106ZM49 107V106H48ZM68 107H72L71 104L68 105ZM82 106H80L81 108ZM110 107V106H109ZM117 107V106H116ZM116 107L114 109H116ZM120 107V106H119ZM147 108H149L148 106H146ZM152 107V105H151ZM150 107V109H151ZM157 107V106H155ZM1 111L4 110L3 107H1ZM19 108V107H18ZM23 108V107H22ZM36 108V107H35ZM42 108V107H41ZM53 108L50 110L52 112ZM73 108V107H72ZM112 108V110H113ZM123 108V107H122ZM139 108V107H138ZM8 109V108H7ZM15 109V108H14ZM17 109V108H16ZM15 109V110H16ZM20 109V108H19ZM34 109V108H33ZM44 109V108H43ZM56 109V107H55ZM71 109V108H70ZM74 109V108H73ZM72 109V110H73ZM107 109V107H106ZM110 109V108H109ZM109 109H107L109 111ZM118 109V107H117ZM129 109V108H128ZM127 109V110H128ZM149 109V110H150ZM161 108H159V111H160ZM163 109V108H162ZM161 109V110H162ZM23 110V109H22ZM20 111V115H21V112L23 111ZM36 109H34L35 111ZM39 110V109H38ZM49 110V109H48ZM46 109V111H48ZM67 110V109H64V111ZM83 110V109H82ZM81 110V111H82ZM148 110V109H147ZM146 110V111H147ZM153 110V108H152ZM158 110V109H157ZM11 111V110H10ZM8 111L9 113L12 114V111L10 112ZM26 113L28 112L27 110H25ZM31 111V110H30ZM33 111V112H34ZM43 111V110H42ZM49 111V112H50ZM55 111V110H54ZM53 111V112H54ZM78 111V110H76ZM107 111V112H108ZM118 112L121 113V109L120 110H116ZM145 111V110H144ZM154 111V110H153ZM47 112V113H49ZM50 112V113H51ZM57 112H60L59 110ZM68 112V111H67ZM79 112V111H78ZM77 112V113H78ZM141 112V111H140ZM158 112V111H157ZM25 112H23L22 114H24ZM44 113V111H43ZM46 113V114H47ZM61 113V112H60ZM73 114V115H70V116H67L66 118L63 117L62 120H59L60 123L58 122V124H60V127L57 125L56 127V124H54L55 122H53V124L55 125V127H51L53 130H51L52 132H58L59 134L56 136L55 134H53L51 136V133H50V136L53 137V141L51 142V144L49 145H46V148L47 150L50 152L49 156H52V152H54L56 149H58L57 151V154H56V151L54 152V155L55 156H61V157H58L59 158V161H60V158H62L64 155V161H63V164L61 167H64L66 166V160H71V163L72 161H74V163H76V166L77 168H81L82 166H87L88 168L91 169V167L95 168L97 170V173H98V176L100 177V179H102L103 181L109 183L111 182V178L109 176V172H108V168L109 166L107 165V163L105 162L106 158L105 159H102L100 160L99 158V161L96 165H94V163H91L92 161L90 159H92V156L95 154L94 153V149L93 148H90V147H81V150L79 153H77L76 155L75 154H72V148H77V138L79 137V133H80V125L84 126V122H86L87 119H89V117L87 118V115L88 114H85L84 116L87 118H83L80 117L81 115L80 114ZM81 113V112H79ZM87 113V112H85ZM115 113V112H114ZM114 113H113V116H114ZM124 113V112H123ZM122 113V114H123ZM126 113V112H125ZM148 113V111H147ZM1 114H6L7 115V112L6 111H2ZM42 114V113H41ZM63 114V113H61ZM61 114H60V117H61ZM83 114V113H82ZM117 114V113H116ZM128 114V113H127ZM150 114V113H149ZM152 114V112H151ZM154 114V113H153ZM163 115V113H160L158 114L159 117H157L158 119ZM26 115V114H24ZM31 116V114H29ZM28 115V116H29ZM48 115V114H47ZM50 115V114H49ZM48 115V116H49ZM67 115V114H65ZM80 115V116H79ZM108 115V114H107ZM111 115V114H110ZM146 115V113H145ZM161 115V116H160ZM8 116V115H7ZM28 116L26 118H28ZM45 116V114H44ZM59 116V115H58ZM56 115V117H58ZM112 116V115H111ZM138 116V115H137ZM135 116V117H137ZM3 117V116H2ZM0 116V118L3 120ZM21 117H25V116H21ZM34 117V116H33ZM93 116H90V118L92 119ZM124 117V115H123ZM122 117V118H123ZM5 118V116H4ZM20 118V117H19ZM110 118V117H109ZM153 118V117H152ZM156 118V119H157ZM163 119V117H161ZM24 119V118H23ZM49 118H47V121H48ZM58 119H61V118H58ZM117 119L114 118V120ZM124 119V118H123ZM129 119V118H128ZM142 117H141V121H142ZM188 119V118H187ZM195 119V118H194ZM2 120H0V147L3 145L4 143V146L6 149H7V144H8V152L11 153L10 150H13V152L18 149L19 151L20 150H24L25 153H26V157L24 159V162L20 161V164L17 166H20L22 167L23 169V165H27L28 163H32L35 161L38 169H40L39 171H41L42 173V176L44 178H46V182L49 181V183H52L56 186H58V191L56 192H51L49 191L48 187H47V190H45V194H46V197L44 196V198L42 199H46L45 201H48V204L50 206V209L51 211H49L48 209H43L41 206H38L37 207H32V209H28V208H17V209H14L13 206L15 205H9L8 204V200L7 201H4L5 196L4 197V190L6 191L8 189V186H9V182H8V178L9 177H12L15 175L16 171H15V167L14 169L12 168V165H11V161H9L8 159L10 158V155L6 156V157H9L8 159H6L5 157L2 158V153H1V149H0V170L4 168V174L6 175H3L1 172H0V264H113L111 263V261L109 260V256L108 252H111L112 254H116L117 257L119 258L120 260V264H201V261L203 259H206V260H210L211 259V253L214 254L217 252H214L215 251V246L214 244H208V242L206 241V243L204 242V239L208 240L209 238H211V233L212 231L214 230L213 228H211L209 225V223L212 222L215 214H217V211L215 212V209H214V205H212V202H211V199L210 197H208V199H206L204 201V203H199V201L194 198L195 200H186V202L184 201L183 202V199H185V197L182 199L181 204L183 205L182 207L181 206H178V205H175V207H179L182 209H184L185 207H187V212L184 211V215H182L183 217H179V219L177 220V224H179L180 227H182L183 231L186 232L185 234L187 235V237L189 238V243L186 242L188 241L187 240H184L185 243L183 242V240L175 237V235L172 234V232H170L169 230L171 229V226H170V229L168 230V228H163L162 227V224L163 222L160 220L158 222H155V224L153 225V237L151 238V242L148 241H145V243L143 244H138L139 241L137 240H141L140 238H143L145 237L144 234H141L139 231H134L130 225L127 224V222L125 221V224L124 225H119L115 228H112L110 226V223H109V219H108V216L110 212H113V211H110L112 210V207L108 208V203H106L107 201L103 200L101 201L100 199H94V193H92V191H90L89 189L88 192L90 191V193L84 195L83 193L81 192L80 190V182L78 183L77 181L75 183L77 184H74L72 181V171L73 170H69V171H66L65 170H62L61 167H56L57 169H54V168H51V166L53 167V165L50 166V164H48L47 162V158H43L45 159L44 160H40V157L39 160L37 161L36 160V155H35V152L28 149L27 148V145L30 146L29 143L26 144L24 138H23V133L22 130H18L20 127H18L17 129L14 128L15 126H9V125H6V121L3 123ZM17 120H19L17 118ZM45 118L43 117L42 118V115H39L38 113V116L37 118L33 119V121L35 122L36 126L34 127L35 130L38 129L41 131H44L45 129L43 127L45 126H49L48 123L45 122ZM49 120H53V119H49ZM90 120V119H89ZM108 120V119H106ZM105 120V122H106ZM119 120H121L119 118ZM139 120V119H138ZM153 120V119H152ZM155 120V119H154ZM165 120V119H164ZM197 120V119H196ZM25 121V120H24ZM22 121V123L24 122ZM32 121V120H31ZM31 121H29L28 123H30ZM32 121V122H33ZM58 121V120H57ZM56 121V122H57ZM62 121V122H61ZM91 121V120H90ZM111 121V120H110ZM110 121L108 120L106 122V125L107 126H111L112 125V122L110 123ZM123 120H121L122 122ZM130 121V120H129ZM133 121V120H131ZM130 121V122H131ZM27 122V121H25ZM114 122V121H113ZM124 122V121H123ZM122 122V123H123ZM135 122V121H134ZM154 122V121H153ZM158 122V121H157ZM155 122V123H157ZM160 122V121H159ZM194 122V121H193ZM199 123V121H197ZM25 124L26 125H28ZM84 123V124H83ZM88 122H86L87 124ZM121 123L122 127H123V124ZM166 123V122H164ZM31 124V123H30ZM85 124V126H86ZM89 124V123H88ZM91 124V123H90ZM90 124L88 125L90 127ZM138 124V123H137ZM145 124V123H144ZM161 124V122H160ZM201 124V123H199ZM115 125V124H114ZM118 125V124H117ZM120 125V123H119ZM132 125V124H131ZM139 125V124H138ZM163 125V124H162ZM167 125V123L165 124ZM192 125V124H191ZM196 125V124H195ZM192 126L193 127H195ZM204 125V124H203ZM19 126H21L19 124ZM24 126V124H23ZM34 126V125H33ZM128 126V125H126ZM145 126H147L145 124ZM164 126V125H163ZM125 127V125H124ZM129 127V126H128ZM134 128V126H132ZM141 127V126H139ZM151 127H152V124H151ZM88 128V127H87ZM155 128V124H154V127H152V129ZM197 128V126H196ZM222 128V127H221ZM227 128V127H226ZM21 129H22V126H21ZM33 129V128H32ZM30 128H25L23 129V131H27L29 132H32ZM44 129V130H43ZM82 129V128H81ZM86 129V128H85ZM89 129V128H88ZM87 129V130H88ZM128 129V128H127ZM139 129V128H138ZM202 129H204L202 127ZM225 129V128H224ZM60 130V131H58ZM90 130L92 131V129L90 128ZM116 129H114L115 131ZM130 130V129H129ZM135 131V128L133 129ZM143 130H146V129H143ZM149 130V128H148ZM151 130V128H150ZM154 130V129H153ZM152 130V131H153ZM201 130V129H200ZM218 130V129H217ZM84 130H82L83 132ZM125 131V128L124 130H122V133ZM127 131V130H126ZM125 131V133H126ZM133 131V132H134ZM35 132V131H34ZM46 132V130L44 131ZM50 131H48L49 133ZM117 132V131H116ZM128 132V131H127ZM132 133V131H130ZM141 129H139V133H141ZM155 133V131H153ZM224 132V131H223ZM118 133V132H117ZM130 133V134H131ZM158 133V132H156ZM155 133V134H156ZM225 133V132H224ZM115 134V133H114ZM128 135V133H126ZM144 134V133H143ZM26 135V134H25ZM29 135L28 134V139L29 140ZM117 135V134H116ZM142 135V134H141ZM145 135V134H144ZM151 135V134H150ZM159 135V134H158ZM194 135V134H193ZM45 136H48L47 138H49V135L46 134ZM98 136V135H96ZM127 136V135H126ZM126 136L124 135L123 137L126 138ZM132 136V135H131ZM149 136V135H148ZM153 136V135H152ZM157 136V135H156ZM26 137V136H24ZM50 137V138H51ZM99 137V136H98ZM130 137V136H128ZM142 137H144L142 135ZM46 138V139H47ZM100 138L101 136L99 137V141H100ZM151 138V137H150ZM153 138V137H152ZM122 139V138H121ZM128 138H126L125 140H127ZM145 139H148V138H144V140L141 139V137H137L135 136L134 138L132 137L130 142H133V145H137L138 146V149H141L143 146V155H145V158L147 160L144 159L145 163L142 164V167H140V171H144V174L147 175L145 172H148L150 169H152L153 167L155 168H158L160 167L159 163H158V160H157V156L155 157L153 154V150H152V146H149V144H147V141L146 143L144 142ZM155 139V138H154ZM162 139V138H160ZM4 140V141H3ZM51 140V139H49ZM49 140H48V143H49ZM123 140L126 145V141ZM149 140V139H148ZM163 140V139H162ZM208 140V139H207ZM103 141V140H102ZM122 141V140H121ZM129 141V140H128ZM44 142V141H43ZM97 142V140H96ZM94 141V143H96ZM107 142V141H106ZM105 142V143H106ZM111 142V141H110ZM150 142V140H149ZM148 142V143H149ZM197 142L199 144H201L202 139L200 138V140L198 139ZM206 142H209V141H206ZM7 143V144H6ZM47 142H45L46 144ZM155 143V142H153ZM99 143H97L96 145H98ZM128 144V143H127ZM131 144V143H130ZM159 144V142H158ZM167 144V143H165ZM102 145V144H101ZM106 145H108L106 143ZM125 145H123L125 147ZM134 145V147H135ZM141 145V146H139ZM161 145V144H160ZM34 146V145H33ZM43 146V145H42ZM45 146V145H44ZM43 146V147H44ZM136 146V147H137ZM165 146V145H164ZM190 146V144H189ZM41 147V145H40ZM103 147V146H102ZM106 147V146H105ZM108 147V146H107ZM128 147V146H127ZM126 147V148H127ZM154 147V146H153ZM163 147V146H162ZM168 147V145H167ZM2 148V147H1ZM35 148V147H34ZM39 148V146H38ZM44 148V151L45 149ZM129 150L128 152L131 154L134 153V150H133V146H129L128 147ZM166 148V147H165ZM6 149L3 148V150L5 151ZM136 149V148H135ZM169 149V148H168ZM172 149V148H171ZM230 149H233V151L231 150L230 152H228ZM43 150V149H42ZM60 150V152H59ZM97 150V149H96ZM174 150V149H173ZM186 150V148H185ZM6 151V152H7ZM18 151V152H19ZM20 151V152H22ZM100 151V149H99ZM139 151V150H138ZM155 151V150H154ZM166 151V150H165ZM19 152V153H20ZM39 152V151H38ZM47 152V151H46ZM102 152V151H101ZM110 152V150H109ZM172 152V150H171ZM187 152V151H186ZM211 152V151H210ZM41 153V152H40ZM63 156H62V154ZM108 153V152H107ZM112 153V152H110ZM197 153V152H196ZM5 154V152H4ZM3 154V155H4ZM12 154V153H11ZM21 154V153H20ZM20 154H17V155H20ZM23 154V153H22ZM21 154V156H22ZM43 154V153H41ZM142 154H140V156L142 157ZM157 154V152H156ZM155 154V155H156ZM201 154V153H200ZM199 154V155H200ZM204 154H206L204 152ZM16 155V156H17ZM45 155V154H44ZM48 155V154H47ZM104 155V153H103ZM107 155V154H106ZM114 155V154H113ZM120 155V154H119ZM165 155V154H164ZM190 155V154H189ZM195 155V153H194ZM212 155V154H211ZM20 156V157H21ZM46 156V155H45ZM44 156V157H45ZM117 156V155H116ZM121 156V155H120ZM133 156V155H132ZM13 157V155L11 156V158ZM48 157V156H47ZM95 157V155H94ZM93 157V159H94ZM106 157V156H105ZM115 157V155H114ZM201 157V156H200ZM14 158H16L17 160L19 158L17 157H13L12 159L14 160ZM49 158H52V157H49ZM66 158V160H65ZM70 158V159H69ZM118 158V156H117ZM144 158V156L142 157ZM189 158H193V155ZM196 158V157H195ZM194 158V159H195ZM203 158V157H201ZM23 160V158H21ZM159 159V158H158ZM197 159V158H196ZM195 159V160H196ZM11 160V159H10ZM17 160H14L17 162ZM58 160V159H57ZM165 160V159H164ZM205 160V159H204ZM19 161V160H18ZM62 161V160H61ZM60 161V163H61ZM120 160H118L117 162L119 163ZM148 161V162H147ZM189 161V160H188ZM190 161H193V160H190ZM189 161V163H191ZM22 162V164H21ZM70 161H67V163L69 164ZM89 162L91 163V165L89 164ZM112 163V161H109ZM161 162V161H160ZM164 162V161H163ZM162 162V164H163ZM168 162V161H167ZM194 162V161H193ZM192 162V164H193ZM198 162V160L196 161ZM51 163V162H50ZM53 163V162H52ZM51 163V164H52ZM56 163V162H55ZM58 162V164H60ZM96 163V162H95ZM113 163H116V162H113ZM166 164V160L164 162ZM34 164V163H33ZM185 164V163H184ZM188 164V163H187ZM191 164L192 167H187V172L189 173V175H191L192 179L194 180L193 182H195V176L199 173H202V172H207V169L206 166L205 168L203 169L201 166V170L199 172V170H195V167ZM205 164V163H204ZM57 165V164H56ZM54 164V167L56 166ZM73 165V164H71ZM70 165V166H71ZM150 165V166H149ZM168 165V164H167ZM170 165V163H169ZM163 166L164 167V171H163V175H162V178H163V181L159 183V186L161 187V189L164 191H167V188L170 187L172 189L175 190V192H182L181 190V186H179L177 184V182H175L174 180V177H173V174L174 172L169 168L170 166ZM176 165V164H175ZM194 165L195 162H194ZM206 165V164H205ZM14 166V165H13ZM31 166V165H30ZM29 166V167H30ZM58 166V165H57ZM75 166V167H76ZM91 166V167H89ZM112 166V165H111ZM115 164H113L112 167H114ZM208 166V165H207ZM67 167H69L67 165ZM111 167V168H112ZM185 167V168H186ZM63 168V169H64ZM110 168V169H111ZM183 168V166H182ZM238 168L239 170V174L238 176H233L234 174V170ZM37 169V170H38ZM74 169V168H73ZM83 169V168H82ZM81 169V170H82ZM113 169V168H112ZM180 169V168H179ZM18 170V169H17ZM75 170V169H74ZM80 170V171H81ZM84 170V169H83ZM116 170V169H115ZM182 170V169H181ZM29 170H27L28 172ZM76 172H80L79 170H75ZM113 170H111L112 172ZM118 171V169H117ZM19 172V171H18ZM74 172V171H73ZM74 172V173H76ZM77 172V173H78ZM87 172V170H86ZM186 172V173H187ZM199 172V173H198ZM30 173V172H29ZM73 173V174H74ZM76 173V176L75 179L78 180V177L80 173H78L77 175ZM90 174L92 172H89ZM94 173V172H93ZM92 173V174H93ZM113 173V172H112ZM153 173V172H152ZM18 174V173H17ZM28 174V173H26ZM88 174V172L86 173V175ZM90 174H88L87 176H89ZM155 175V170H154V173ZM232 174V175H231ZM30 176V174H28ZM75 175V174H74ZM122 175V174H121ZM129 175V174H128ZM127 175V176H128ZM157 175V174H156ZM188 175V174H187ZM227 175V174H226ZM33 174L30 176L32 178ZM83 176V175H81ZM95 176V175H93ZM97 176V175H96ZM95 176V177H96ZM123 176V175H122ZM152 178H153V175H151ZM202 176V175H201ZM27 177V175H26ZM73 177V178H74ZM77 177V178H76ZM125 177V176H123ZM156 177V176H154ZM190 177V176H189ZM200 177V175H199ZM19 178V177H18ZM84 178V176H83ZM93 178V177H92ZM127 179V177H125ZM147 178V177H146ZM171 178V180H170ZM202 178H205V177H202ZM11 178H9L10 180ZM22 179V178H21ZM28 179V177L26 178V180ZM74 179V180H75ZM85 179H88V177L84 178ZM94 179L96 178H93V181ZM99 179V178H98ZM125 179L126 182H128L127 180ZM200 179V178H199ZM206 179V178H205ZM227 179V178H226ZM30 180V179H29ZM28 180V181H29ZM81 181V178L79 179ZM89 180V179H88ZM97 180V179H96ZM101 180V181H102ZM182 179H180L181 181ZM189 180V179H188ZM201 180V179H200ZM250 180V181H249ZM11 181V180H10ZM13 181V180H12ZM23 182H26L24 180H22ZM21 181V182H22ZM92 180L91 181H88V182H93ZM102 181V182H103ZM151 181V179H150ZM185 181V180H184ZM22 182V183H23ZM30 182V181H29ZM35 181H33L32 184H35L34 183ZM39 182V181H38ZM37 182V183H38ZM83 182V183H82ZM81 184L84 185V181H82ZM88 182H85V183H88ZM183 182V180H182ZM190 182V181H189ZM197 183L199 181H196ZM12 183V182H11ZM10 183V184H11ZM42 182H40L39 184L41 185ZM95 183H97V181H95ZM95 183L93 184L94 186ZM104 183V182H103ZM184 183V182H183ZM182 183V184H183ZM186 183V182H185ZM191 183V182H190ZM200 183V182H199ZM21 184V183H20ZM92 184V183H91ZM98 184V183H97ZM137 184H139V182H137ZM195 184V183H193ZM202 184V183H201ZM200 184V186H202ZM225 184V185H226ZM26 185V183H25ZM100 185V184H99ZM123 185V183H122ZM140 185V184H139ZM192 185V184H190ZM21 186V185H20ZM19 186V187H20ZM27 186V185H26ZM25 186V187H26ZM30 186V185H29ZM27 187V188H30V187ZM36 186V185H35ZM38 186V184H37ZM43 186V185H42ZM41 186V187H42ZM124 186V185H123ZM127 186V185H125ZM129 186V185H128ZM185 189V191L187 190V187H186V184L185 185H182ZM199 186V185H198ZM196 186L194 189L196 190V188L198 187ZM102 187H105L104 184L102 185ZM142 187V186H141ZM139 187V188H141ZM203 187V186H202ZM36 188V187H34ZM33 188V189H34ZM39 188V187H38ZM57 188V187H56ZM95 188V187H94ZM97 188V186H96ZM144 188V187H143ZM142 188V190H143ZM169 188V189H170ZM189 188V187H188ZM10 189V190H9ZM9 189L7 190L8 191H13L14 188H11L9 187ZM19 189V188H17ZM43 189V188H42ZM44 189L45 186H44ZM82 189V188H81ZM83 189H84V186H83ZM82 189V190H83ZM93 189V188H91ZM108 189V188H107ZM21 190V189H20ZM27 190V189H26ZM190 191H192L193 189L192 188H189ZM19 191V190H18ZM25 191V190H24ZM36 191H37V188H36ZM34 191V192H36ZM43 191V190H42ZM106 191V190H105ZM145 191H148V190H145ZM159 191V189H158ZM171 191V190H170ZM184 191V190H183ZM207 191V190H206ZM14 192V191H13ZM13 192H9V193H12ZM97 192V190L95 191ZM149 192V191H148ZM147 192V193H148ZM23 193V192H22ZM38 193V191H37ZM109 193V191L107 192ZM136 195L138 194L137 191L134 192ZM134 193L132 195H134ZM150 193V192H149ZM148 193V194H149ZM11 194V195H12ZM56 195L53 196L52 195ZM197 194V193H195ZM200 194V193H199ZM10 195V194H9ZM10 195V196H11ZM18 195V193H17ZM20 195V194H19ZM35 195V193H34ZM98 195V194H97ZM151 195V194H150ZM165 195V194H164ZM183 195V194H182ZM211 195V194H210ZM13 196V195H12ZM110 196V194H109ZM119 196V195H118ZM135 196V195H134ZM149 197V195H147ZM167 196V195H166ZM193 197H195L193 194H192ZM191 196V197H192ZM204 196V193L203 195ZM213 196V195H212ZM19 197V196H18ZM26 197V196H25ZM36 197V196H35ZM42 197V196H41ZM39 197V200L40 198ZM56 197V198H55ZM57 197H61L63 198V201H60V205L58 204L57 200ZM98 197V196H97ZM146 197V196H145ZM200 197V195H199ZM10 198V197H9ZM12 198V197H11ZM112 198V197H111ZM189 198V196H188ZM207 198V197H206ZM7 199V198H6ZM15 197H13V200L14 201ZM24 199V197H23ZM22 199V200H23ZM31 199V198H30ZM29 199V200H30ZM114 199V198H113ZM112 199V200H113ZM168 199V198H166ZM200 199V198H199ZM21 200V201H22ZM32 200V199H31ZM38 200V199H37ZM111 200V201H112ZM146 200L147 202H137V201H134V202H130V204H128V211L125 215L126 218L125 220H128L129 218L128 217H132L131 215L134 214V212H136V209L137 210H142L146 213V215L148 214V210H150V201L149 199H144ZM169 200V199H168ZM10 201V199H9ZM44 201V200H43ZM149 201V202H148ZM173 201V200H172ZM15 202V201H14ZM30 202V201H29ZM33 202V201H31ZM39 202V201H38ZM116 202V201H115ZM165 202L167 201H164V205H165ZM175 202V201H174ZM12 203V202H11ZM10 203V204H11ZM26 203H28L26 201ZM41 203V202H40ZM112 203V202H111ZM110 203V204H111ZM124 203V202H123ZM128 202H126L127 204ZM147 203V204H146ZM153 203V202H151ZM35 204V203H34ZM33 204V205H34ZM45 204V203H43ZM42 204V206H44ZM115 205V203H113ZM119 204V203H118ZM203 204H206V206H209V207H204ZM226 204V203H225ZM17 205V203H16ZM28 205V204H27ZM30 205V203H29ZM82 207H81V206ZM123 205V204H122ZM122 205L118 207L121 208V210L123 209V213H124V208H122ZM152 205V204H151ZM173 205V203H172ZM227 205V204H226ZM111 206V205H109ZM113 206V205H112ZM166 206V205H165ZM167 206L170 207V203L168 202L167 203ZM29 207V206H28ZM29 207V208H30ZM114 207V206H113ZM173 206V208H175ZM179 208L177 210H179ZM115 209V208H114ZM117 209V207H116ZM119 209V208H118ZM117 209V211H119ZM45 210H48L47 212H49V222L47 223L46 225V229L48 230V233L45 235V239L43 240V238H41L42 240L40 241V239H35L33 238L34 236H32L31 234V231H30V228H35L36 226H38L40 224V226H43L41 225V223L43 224V221H44V218H46V213H45ZM175 210V209H174ZM117 211H114L115 214ZM176 211V210H175ZM113 212V213H114ZM145 213L143 215H145ZM177 213V212H176ZM181 213V212H180ZM119 214V213H118ZM152 214V213H151ZM120 215V214H119ZM150 215V214H148ZM177 214H175L176 216ZM201 216L203 218V221L204 222H200L201 220H196L197 222L193 221L194 218H196L197 216ZM146 217V216H144ZM150 217V216H149ZM159 217L161 218L162 216L159 215ZM199 217V218H201ZM123 219V215L121 217ZM138 218V216H137ZM155 218V217H154ZM159 218V219H160ZM121 219V220H122ZM139 219H142V218H139ZM145 219V218H144ZM148 219V218H147ZM151 219V218H150ZM157 219V218H156ZM158 219V220H159ZM131 220V218H130ZM163 220V218H162ZM164 220L166 221V219L164 218ZM10 221V224L9 225H6V223ZM114 221V220H113ZM124 221V220H123ZM143 221V220H142ZM176 221V220H175ZM131 222V221H130ZM134 222V221H133ZM145 222V221H144ZM135 223V222H134ZM142 223V222H141ZM146 223V222H145ZM151 223V222H150ZM148 224V223H147ZM146 224V225H147ZM83 225V226H82ZM133 225V224H132ZM142 226L139 227L138 230H141L142 227H143V224H141ZM150 225V224H149ZM164 225V224H163ZM39 226V227H40ZM137 226H139V224L137 225L136 223L134 224V228H136ZM38 228V227H37ZM138 228V227H137ZM216 228V227H215ZM44 230V229H43ZM42 230V231H43ZM145 230V229H144ZM45 231V230H44ZM11 232L12 233V236L11 238L7 236V234ZM35 232V231H34ZM141 232H143V230H141ZM149 232V231H148ZM175 232V231H174ZM36 233V232H35ZM34 233V234H35ZM147 233V231H146ZM150 233V232H149ZM33 234V235H34ZM38 234V233H37ZM44 234V233H43ZM216 234H217V231H216ZM48 235V236H47ZM51 235V237H55V242H57L58 244H60V246H56L59 250L61 247V254H60V257L58 260H53L51 258V251L53 252L54 250L52 249L53 245H51V241L48 239L49 236ZM182 235V234H181ZM180 235V236H181ZM147 236V234H146ZM152 236V235H151ZM149 236V237H151ZM179 236V237H180ZM183 236V235H182ZM210 236V237H209ZM125 240V241H124ZM211 240V239H210ZM96 241H99L101 243V247L100 248H93L91 247V245L95 242L97 244ZM213 241V240H212ZM54 242V243H55ZM98 242V243H99ZM126 242V243H125ZM215 242V241H214ZM213 242V243H214ZM137 243V244H136ZM218 243V242H216ZM215 243V244H216ZM191 244H193L195 247H198V249H194L193 247H191ZM219 244V243H218ZM55 246V244H54ZM52 249V250H51ZM56 249V250H58ZM161 251L162 255H163V260L159 261L158 258L156 257V255L158 256V254H156L158 251ZM58 250V251H59ZM102 250L105 252L102 253ZM218 250V248H217ZM216 250V251H217ZM220 250V249H219ZM218 250V251H219ZM256 252H261L262 253V257L260 258V260L258 262H254V254ZM110 253V254H111ZM89 254H93V256H95V259L91 260V261H88V262H84V258L87 257ZM258 254V253H257ZM256 254V255H257ZM161 255V254H160ZM215 255V254H214ZM261 255V254H260ZM53 256V255H52ZM115 256V255H113ZM58 257V256H57ZM89 260V258L91 257H87ZM112 258V257H111ZM116 258V257H115ZM171 258V259H169ZM210 258V259H208ZM217 258V257H216ZM55 259V257H54ZM92 259V258H91ZM114 260V259H113ZM217 260V259H216ZM110 261V262H109ZM203 262V261H202ZM218 262V261H217ZM118 263V264H119ZM115 264V263H114ZM213 264V262H212Z\"/></svg>",
    "mask_w": 264,
    "mask_h": 264
},
{
    "label": "water",
    "instance_id": "obj_3",
    "mask_svg": "<svg viewBox=\"0 0 264 264\" xmlns=\"http://www.w3.org/2000/svg\"><path fill=\"white\" fill-rule=\"evenodd\" d=\"M121 0H102L99 5L92 7L91 0H85L84 6L72 7L68 4L67 0H49V4L52 6V9L58 14L66 16H78L81 15L84 10H90L92 14L102 17H110L113 11V8ZM131 2L132 0H126ZM167 4L166 0H163ZM1 47L6 50L5 45L1 43Z\"/></svg>",
    "mask_w": 264,
    "mask_h": 264
}]
</instances>
